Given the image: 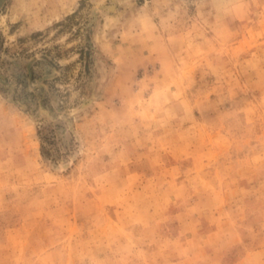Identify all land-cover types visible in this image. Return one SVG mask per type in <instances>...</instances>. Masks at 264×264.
Returning <instances> with one entry per match:
<instances>
[{"label": "rangeland", "instance_id": "1", "mask_svg": "<svg viewBox=\"0 0 264 264\" xmlns=\"http://www.w3.org/2000/svg\"><path fill=\"white\" fill-rule=\"evenodd\" d=\"M0 264H264V0H0Z\"/></svg>", "mask_w": 264, "mask_h": 264}]
</instances>
